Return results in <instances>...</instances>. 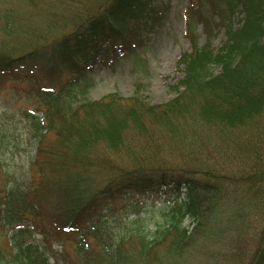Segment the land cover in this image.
I'll return each instance as SVG.
<instances>
[{"label": "trees", "instance_id": "1", "mask_svg": "<svg viewBox=\"0 0 264 264\" xmlns=\"http://www.w3.org/2000/svg\"><path fill=\"white\" fill-rule=\"evenodd\" d=\"M160 4L92 0L93 7L73 14L39 58L32 57L37 49L18 57L12 51L44 40L45 33L35 40L25 29L17 45L0 39V77L23 74L42 104L41 114L21 111L26 123L19 129L29 126L27 140L35 149L30 163L44 179L38 186L8 181L0 192V232L11 233L10 264H48L40 246L24 239L33 230L45 242L51 230L74 234L78 264L162 262L159 253L170 264H203L193 259L197 254L211 264H264V0H190L191 47L176 62L180 79L171 86L173 98L151 104L140 93L86 96L96 60L133 55L144 45V32L165 15ZM198 24L202 45L192 35ZM201 129L213 140L210 156L193 150L191 138ZM133 131L148 138L147 151L123 145ZM50 134L56 140L49 146ZM5 138L0 127V141ZM117 150L130 159L104 158ZM94 168L108 180L90 191L82 181ZM143 193L167 200L161 220L149 229L138 217L113 237L102 218L109 204ZM45 202L51 208L43 212ZM186 219L190 224H183Z\"/></svg>", "mask_w": 264, "mask_h": 264}, {"label": "rangeland", "instance_id": "2", "mask_svg": "<svg viewBox=\"0 0 264 264\" xmlns=\"http://www.w3.org/2000/svg\"><path fill=\"white\" fill-rule=\"evenodd\" d=\"M157 1L161 3L163 9H166V13L154 27L144 32L145 42L141 48H138L133 55L119 53L114 58L111 55L108 59L102 60L103 58L100 57L98 61L96 60L88 74L90 78V87L86 94L88 98L98 100L111 93L129 98L140 93L149 103L158 104L176 95L175 90L171 88L180 79L176 62L180 54L188 52L191 47L186 25L189 19L185 14L190 0H170L168 6L167 0ZM91 2L92 0H60L57 2L56 0H0V39L1 41L9 39L16 43L25 29L28 30L29 35L30 31L32 32L31 38L34 37L35 40L42 39L38 38V35L45 33L44 40L35 41L33 46L21 45L12 51L13 57H18L31 49H37L32 57L39 58L40 54L48 52L52 37L60 29H64L73 22V14L76 15L89 7L92 8ZM193 11H196V8ZM10 12L12 15L7 16ZM192 14L197 16L195 13ZM237 22L235 21L236 24ZM4 28L13 33H7ZM192 28L195 33L192 35L197 36L199 45H202L204 35L200 24ZM222 41L223 35L220 34L213 43L214 47H219ZM41 44L44 45L43 49L40 47ZM216 72L215 68L214 73ZM36 76L39 74L36 73ZM30 85L31 80L26 76L23 77V74L17 78H8L4 75L0 77V127L6 132V138L0 141V192L8 181L13 183L20 181L22 184L30 183L31 186H38L41 178L44 179V176L38 173L37 165L30 163L35 154L34 146L27 140L30 128L26 125L23 130L19 129L24 122L26 123L21 117V111L27 110L41 114L42 104L33 95ZM208 134L207 130L201 129L191 138L195 141L193 143L195 153L202 156H210V153H214L213 140ZM55 140L54 135L50 134L47 137L48 145L55 144ZM123 140L124 146L129 145L130 149L135 147V151H147L150 147L148 138L134 131L127 132ZM100 147L104 148V146ZM96 152L102 154L100 153L102 149L99 148ZM104 155L105 159H110L113 163L130 159L127 153L120 152V150L109 151ZM93 171L94 174H87L82 181L83 184L91 186L90 191L102 187L108 180L107 173L99 168H94ZM166 205H168L167 200L155 194L126 195L124 199L120 198L109 204L108 211L102 218L108 223L109 233L116 238L121 227L131 228L133 224H136L134 219L138 217L142 218L137 219L143 222L142 225L153 229L154 223L161 220V211ZM50 208L49 202L41 204L43 212ZM40 220L48 223L44 216ZM183 224L188 225L190 222L186 219ZM4 232H0V264H10L11 233L7 231L4 234ZM48 232L49 242H45L43 235L36 230L24 236V239L40 246L47 256L46 263L48 264H78L80 257L75 243L76 236L56 230ZM87 241L94 244L91 236L87 237ZM131 251L137 252L138 248L134 246ZM159 255L162 262L158 257L153 258L151 262L144 260V264H170V260L165 255L162 253ZM193 256L196 257L193 259L203 264L207 263L203 256L198 254ZM137 264H142V262L139 261Z\"/></svg>", "mask_w": 264, "mask_h": 264}]
</instances>
